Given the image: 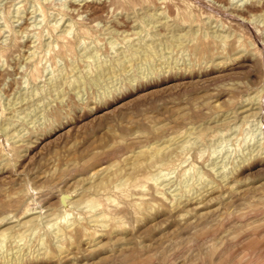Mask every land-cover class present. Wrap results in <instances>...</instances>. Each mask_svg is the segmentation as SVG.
Returning <instances> with one entry per match:
<instances>
[{"label":"rangeland","instance_id":"1","mask_svg":"<svg viewBox=\"0 0 264 264\" xmlns=\"http://www.w3.org/2000/svg\"><path fill=\"white\" fill-rule=\"evenodd\" d=\"M13 263L264 264V0H0Z\"/></svg>","mask_w":264,"mask_h":264},{"label":"bare ground","instance_id":"2","mask_svg":"<svg viewBox=\"0 0 264 264\" xmlns=\"http://www.w3.org/2000/svg\"><path fill=\"white\" fill-rule=\"evenodd\" d=\"M86 3V2H85ZM96 22V21H95ZM94 22V23H95ZM125 23V22H124ZM60 46V45H59ZM65 51V50H64ZM3 81V80H2ZM141 185V184H140ZM128 190V189H127ZM161 192V191H160ZM107 198V197H106ZM63 199H61V201H62ZM83 231V230H82ZM71 258V257H70ZM8 260V259H7ZM72 261V260H71ZM69 262V261H68ZM14 264V263H13Z\"/></svg>","mask_w":264,"mask_h":264}]
</instances>
